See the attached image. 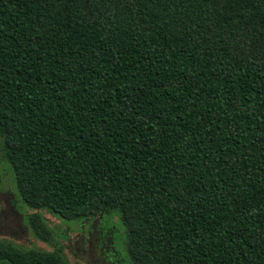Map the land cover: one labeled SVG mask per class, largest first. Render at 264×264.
<instances>
[{
  "label": "trees",
  "instance_id": "16d2710c",
  "mask_svg": "<svg viewBox=\"0 0 264 264\" xmlns=\"http://www.w3.org/2000/svg\"><path fill=\"white\" fill-rule=\"evenodd\" d=\"M0 138L47 244L116 215L132 264H264V0H0Z\"/></svg>",
  "mask_w": 264,
  "mask_h": 264
},
{
  "label": "rangeland",
  "instance_id": "374dc122",
  "mask_svg": "<svg viewBox=\"0 0 264 264\" xmlns=\"http://www.w3.org/2000/svg\"><path fill=\"white\" fill-rule=\"evenodd\" d=\"M1 145L0 138V242L24 251L60 249L70 264H132L126 249V229L116 215L66 221L41 211L51 230L52 243L39 240L28 223V217L37 211L19 199Z\"/></svg>",
  "mask_w": 264,
  "mask_h": 264
}]
</instances>
